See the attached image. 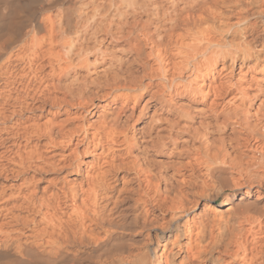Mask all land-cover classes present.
Here are the masks:
<instances>
[{
    "label": "bare ground",
    "instance_id": "1",
    "mask_svg": "<svg viewBox=\"0 0 264 264\" xmlns=\"http://www.w3.org/2000/svg\"><path fill=\"white\" fill-rule=\"evenodd\" d=\"M0 264H264V0H0Z\"/></svg>",
    "mask_w": 264,
    "mask_h": 264
},
{
    "label": "rangeland",
    "instance_id": "2",
    "mask_svg": "<svg viewBox=\"0 0 264 264\" xmlns=\"http://www.w3.org/2000/svg\"><path fill=\"white\" fill-rule=\"evenodd\" d=\"M248 236H250V235H248ZM249 238H250V240L252 241L253 238H252V237H249ZM258 238H259V237H258Z\"/></svg>",
    "mask_w": 264,
    "mask_h": 264
}]
</instances>
